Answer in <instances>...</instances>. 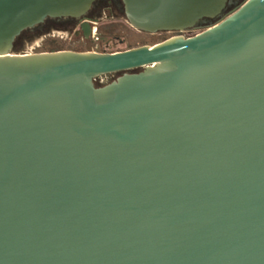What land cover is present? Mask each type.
<instances>
[{"label":"water","instance_id":"water-1","mask_svg":"<svg viewBox=\"0 0 264 264\" xmlns=\"http://www.w3.org/2000/svg\"><path fill=\"white\" fill-rule=\"evenodd\" d=\"M122 1L201 31L17 53L47 18L90 38L95 0H0V264H264V0Z\"/></svg>","mask_w":264,"mask_h":264},{"label":"rangeland","instance_id":"rangeland-1","mask_svg":"<svg viewBox=\"0 0 264 264\" xmlns=\"http://www.w3.org/2000/svg\"><path fill=\"white\" fill-rule=\"evenodd\" d=\"M94 32L90 38L76 35V25L60 21L46 20L43 24L18 37L14 52H42L57 50L115 52L131 47L149 44L153 45L176 32H158L155 34L139 31L126 20L122 11L105 13L98 23L93 24Z\"/></svg>","mask_w":264,"mask_h":264},{"label":"flooded vegetation","instance_id":"flooded-vegetation-1","mask_svg":"<svg viewBox=\"0 0 264 264\" xmlns=\"http://www.w3.org/2000/svg\"><path fill=\"white\" fill-rule=\"evenodd\" d=\"M244 1L245 0H229V3L227 5V8L224 11V13L229 12L230 10H232L235 7L242 4ZM122 10L124 12V5H123L122 0H95L90 11L87 13V16L92 17V18H100L105 13V11L113 13L114 11H122ZM218 18L219 17L212 18V19H205L201 22V25H206L208 23L215 22ZM46 20L60 21V22H66L68 24L76 25V35L81 34L83 36V38H85L84 33H83V31L79 25L80 24L79 18H70V17H67V18H47ZM199 31H201V28H196V29L191 28V29H187V30H183V31H176V33H178L180 35H184V36H190L192 34L198 33ZM85 39H87V38H85ZM134 71H138V70L137 69L130 70L129 72H134ZM122 73L123 72H117V73H113V74L102 75L96 79V84L102 85V84H105L107 82H110L111 80H113L114 78H116L118 75H120Z\"/></svg>","mask_w":264,"mask_h":264},{"label":"trees","instance_id":"trees-1","mask_svg":"<svg viewBox=\"0 0 264 264\" xmlns=\"http://www.w3.org/2000/svg\"><path fill=\"white\" fill-rule=\"evenodd\" d=\"M37 27V26H36ZM36 27H34V28H36ZM34 28H32V29H34ZM32 29H27V30H25V31H23L22 33H21V35H23V34H25V33H27V32H32ZM20 35V36H21ZM18 39V38H17ZM16 39V40H17Z\"/></svg>","mask_w":264,"mask_h":264},{"label":"built area","instance_id":"built-area-1","mask_svg":"<svg viewBox=\"0 0 264 264\" xmlns=\"http://www.w3.org/2000/svg\"><path fill=\"white\" fill-rule=\"evenodd\" d=\"M93 32H94V26H93ZM93 34V33H92Z\"/></svg>","mask_w":264,"mask_h":264},{"label":"bare ground","instance_id":"bare-ground-1","mask_svg":"<svg viewBox=\"0 0 264 264\" xmlns=\"http://www.w3.org/2000/svg\"><path fill=\"white\" fill-rule=\"evenodd\" d=\"M95 29V28H94Z\"/></svg>","mask_w":264,"mask_h":264}]
</instances>
